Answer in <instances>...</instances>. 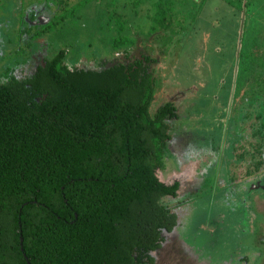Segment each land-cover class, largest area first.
<instances>
[{"label":"trees","instance_id":"16d2710c","mask_svg":"<svg viewBox=\"0 0 264 264\" xmlns=\"http://www.w3.org/2000/svg\"><path fill=\"white\" fill-rule=\"evenodd\" d=\"M87 3L74 2L43 26H28L24 16L12 24H26L20 31L37 39ZM124 3L110 13V24H117L111 50L128 60L137 40L124 34L125 24L147 19L152 25L143 33L150 36L171 24L172 7L171 0ZM30 46L20 47L22 61ZM65 58L59 49L31 74L18 76L10 66L0 73V264H154L153 252L179 223L162 198L177 197L180 183L157 175L177 108L167 101L150 110L158 85L154 58L101 69L71 68ZM256 112L251 107L236 116V168L249 162L253 170L235 175L232 141L226 148L222 166L236 183L264 173V115ZM255 119L258 135L247 141L249 149L245 131Z\"/></svg>","mask_w":264,"mask_h":264},{"label":"rangeland","instance_id":"374dc122","mask_svg":"<svg viewBox=\"0 0 264 264\" xmlns=\"http://www.w3.org/2000/svg\"><path fill=\"white\" fill-rule=\"evenodd\" d=\"M76 1L60 8L57 0H0V73L10 66L18 76L31 74L59 49L66 50L71 68L101 69L135 57L154 58L150 70L158 85L150 110L167 101L177 108L165 167L157 175L165 183H180L177 197L162 198L179 223L153 252L154 264H264V173L235 183L230 168L222 166L232 141L234 174L253 170L249 162L236 168L235 116L255 106L251 94L264 89V0H241L240 8L236 0H171L167 28L149 36L143 33L152 25L147 19L125 24L124 34L129 31L137 40L128 60L111 50L117 24H110L111 11L124 9L127 0H87L75 18L49 26L46 36L37 39L20 31L26 24H12L24 16L28 26L46 25L63 10L74 9ZM28 43L22 61L19 49ZM237 75L243 86L235 95ZM251 133L247 129L243 142L249 149Z\"/></svg>","mask_w":264,"mask_h":264},{"label":"flooded vegetation","instance_id":"af4514ba","mask_svg":"<svg viewBox=\"0 0 264 264\" xmlns=\"http://www.w3.org/2000/svg\"><path fill=\"white\" fill-rule=\"evenodd\" d=\"M50 22V21H49ZM29 23V22H28ZM37 23V22H36ZM48 23V22H47ZM36 25V24H35ZM36 26H38V25H36ZM238 75H237V80H236V82L238 81ZM241 81V86H236V92L234 93L235 95L236 94H238L240 91H241V88H242V86H243V80H242V78L240 79ZM237 84V83H236ZM234 95V96H235ZM251 98H252V101L254 100V104H255V106H253V107H255V109L257 110V112L255 113L256 115L257 114H261V115H264V113L262 114V106L264 105V89L261 91V90H259V91H254L252 94H251ZM250 103H251V101H250ZM241 114H243V113H241ZM236 117V116H235ZM259 123H260V120L259 119H255V124H254V129H249V130H251L252 131V133H251V137L253 136V139H256V137H257V129H258V127H259ZM236 124V123H235ZM246 132V131H245ZM246 135V134H245ZM247 137V136H246ZM234 171V170H233ZM236 183V182H235ZM262 186H264V183L262 184ZM235 188V190H236V186L234 187ZM258 258H259V256H258Z\"/></svg>","mask_w":264,"mask_h":264},{"label":"water","instance_id":"95a60500","mask_svg":"<svg viewBox=\"0 0 264 264\" xmlns=\"http://www.w3.org/2000/svg\"><path fill=\"white\" fill-rule=\"evenodd\" d=\"M20 241L22 242V238H20ZM21 251L23 252V248L21 247ZM24 254V253H23Z\"/></svg>","mask_w":264,"mask_h":264}]
</instances>
